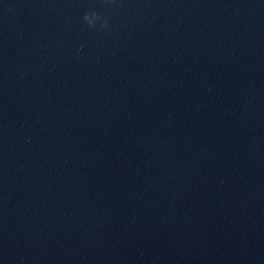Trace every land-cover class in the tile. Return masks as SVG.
Segmentation results:
<instances>
[{
    "label": "water",
    "instance_id": "water-1",
    "mask_svg": "<svg viewBox=\"0 0 264 264\" xmlns=\"http://www.w3.org/2000/svg\"><path fill=\"white\" fill-rule=\"evenodd\" d=\"M0 264H264V0H0Z\"/></svg>",
    "mask_w": 264,
    "mask_h": 264
},
{
    "label": "clouds",
    "instance_id": "clouds-1",
    "mask_svg": "<svg viewBox=\"0 0 264 264\" xmlns=\"http://www.w3.org/2000/svg\"><path fill=\"white\" fill-rule=\"evenodd\" d=\"M114 0H102V3L104 4H112ZM83 22L86 25L87 28H95L97 23L100 22L101 17L95 12H86L83 15ZM101 29H107L108 28V21L107 18L104 19L102 23H100Z\"/></svg>",
    "mask_w": 264,
    "mask_h": 264
}]
</instances>
